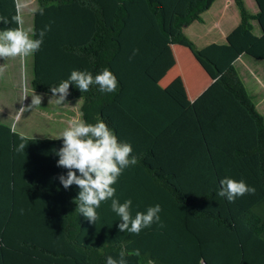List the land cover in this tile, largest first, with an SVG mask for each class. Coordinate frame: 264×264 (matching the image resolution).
<instances>
[{
    "label": "trees",
    "instance_id": "1",
    "mask_svg": "<svg viewBox=\"0 0 264 264\" xmlns=\"http://www.w3.org/2000/svg\"><path fill=\"white\" fill-rule=\"evenodd\" d=\"M214 1L36 0L33 28L50 25L51 30L34 55L32 90L53 95L50 89L65 81L62 62L51 69L43 49L49 44L78 59L74 70L94 77L110 70L118 81L115 92L101 93L97 85L80 92L73 84L65 99H81L79 112L87 123L103 121L119 142L131 145L137 164L113 185L115 198L132 201L133 217L156 204L162 211L160 221L139 235L119 231L111 200L101 203L99 219L89 223L76 211L78 187L65 190L58 180L67 173L57 167L55 154L62 139L27 138L0 124V264H106L109 256L119 259L121 254L126 264H264V220L251 210L264 197V118L234 68L243 54L264 61V0H254V15L243 0H233L238 26L224 44L199 49L183 31L201 22ZM69 11L84 18L74 24V32L83 35L74 44L59 35L66 31L63 17ZM15 15V0H0V16L11 21ZM16 27L0 24V30ZM168 45L191 52L206 75L240 105L253 135L234 139L224 133L210 147L204 143L192 108L182 107L146 74ZM21 143L26 147L17 151ZM220 152L230 176L237 174L230 161L255 160L249 172L258 181L257 192L235 217L229 202L217 196L220 180L210 154ZM229 204L239 210L242 202Z\"/></svg>",
    "mask_w": 264,
    "mask_h": 264
},
{
    "label": "crops",
    "instance_id": "2",
    "mask_svg": "<svg viewBox=\"0 0 264 264\" xmlns=\"http://www.w3.org/2000/svg\"><path fill=\"white\" fill-rule=\"evenodd\" d=\"M243 1L251 14L254 15L258 12L254 0ZM15 3L17 13L25 23V25L22 24V27L25 30L33 28L34 11L38 8L36 0H15ZM22 9L23 14H21ZM78 17L81 16L78 15ZM201 17V22H194L183 31L187 34L190 30V37H186L199 49L210 44H224L227 35L238 26L240 21L238 9L233 0L214 1ZM83 21L84 18L81 20L77 19L71 11H69L67 16L63 17V27L66 25V31L59 35L63 38L64 43L74 44L83 39L81 33L74 32V24L82 23ZM254 34L256 36L260 35V29L256 24ZM55 35L52 34L51 37L55 38ZM43 49L46 50L47 56L50 58V65L62 62V77L67 80L71 72L75 69V62L78 59L71 56L69 51L64 52L62 50L61 52L56 44L43 46ZM32 59L34 66V55ZM6 62L7 58H0V68L3 69ZM58 67L60 65H53L51 69ZM234 68L244 84L247 93L253 98L256 110L264 118V61L256 60L243 54L234 62ZM146 74L182 107L192 108L202 139L208 147L224 133L234 139L243 135H253L252 127L245 119L240 105L216 81L206 75L187 48L175 45L166 46L148 66ZM47 96H50L52 100L56 99V97L58 99V96L54 97L49 94ZM63 104L70 105L69 110L72 112V116L69 115L70 117L63 119L69 126L70 122L68 121L70 119H80L78 113L82 100L65 99ZM210 155L219 180L223 179L221 173L225 177L232 178L236 181L243 180L248 186L255 188L256 194L258 181L249 172V170L252 171L255 169L254 159H234V161H230L237 169L236 176H230L227 175L226 170L228 164L225 161H221V152L218 157L216 153ZM238 168H240L241 173L238 171ZM255 194L237 198L235 201L242 202V205L238 206L239 210H237V207L228 203V209L232 217L242 213L248 207L247 201L255 196ZM251 210L264 220V197L253 204ZM261 238L264 241V232Z\"/></svg>",
    "mask_w": 264,
    "mask_h": 264
},
{
    "label": "clouds",
    "instance_id": "3",
    "mask_svg": "<svg viewBox=\"0 0 264 264\" xmlns=\"http://www.w3.org/2000/svg\"><path fill=\"white\" fill-rule=\"evenodd\" d=\"M40 14L43 15V10H40ZM9 23H15L18 27L0 30L2 59L14 57L23 59L35 55L40 51L47 32L51 30L50 25H45L39 31L34 28L25 30L19 14L13 16L11 21L8 17L0 16V24ZM2 70L0 68V71ZM73 84L80 92H87L92 85H97L101 93H113L118 88L115 75L107 68L95 77L88 71L73 70L67 80L50 89L54 97L58 95V99H54L57 105L65 101L69 95V87ZM41 99L40 96L33 95L32 104L40 105ZM78 115L80 119H73L60 134L59 139H62L63 144L55 153L59 157L57 167L66 169L67 173L66 176L58 177L59 183L65 190L72 185L78 187L76 211L89 223H95L99 219L96 210L101 203L111 200V211L121 221L118 225L119 231L139 235L143 229L160 221L159 214L162 209L156 204L148 207L146 212H137L133 217L132 201L129 199L121 203L115 198L116 189L113 185L117 183L125 169L137 164L136 157L132 155L131 145L119 142L114 132L103 121L90 124L83 119V112H79ZM25 147L26 145L21 143L17 151H24ZM219 185L217 196L225 198L229 203L245 195L255 194V188L248 186L243 180L236 181L224 177L219 181ZM106 264H126V261L121 254L119 259L109 256Z\"/></svg>",
    "mask_w": 264,
    "mask_h": 264
},
{
    "label": "rangeland",
    "instance_id": "4",
    "mask_svg": "<svg viewBox=\"0 0 264 264\" xmlns=\"http://www.w3.org/2000/svg\"><path fill=\"white\" fill-rule=\"evenodd\" d=\"M187 34L185 37H190V30ZM32 79V56L7 58L0 72V123L27 138H59L68 127L63 119L72 116L70 105H57L50 96L32 91ZM33 95L42 98L40 105L32 104Z\"/></svg>",
    "mask_w": 264,
    "mask_h": 264
},
{
    "label": "water",
    "instance_id": "5",
    "mask_svg": "<svg viewBox=\"0 0 264 264\" xmlns=\"http://www.w3.org/2000/svg\"><path fill=\"white\" fill-rule=\"evenodd\" d=\"M202 264H206L204 261H202Z\"/></svg>",
    "mask_w": 264,
    "mask_h": 264
}]
</instances>
